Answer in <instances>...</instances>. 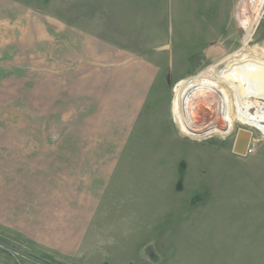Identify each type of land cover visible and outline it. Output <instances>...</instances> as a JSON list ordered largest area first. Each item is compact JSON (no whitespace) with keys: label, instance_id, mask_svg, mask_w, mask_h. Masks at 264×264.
Segmentation results:
<instances>
[{"label":"rangeland","instance_id":"rangeland-1","mask_svg":"<svg viewBox=\"0 0 264 264\" xmlns=\"http://www.w3.org/2000/svg\"><path fill=\"white\" fill-rule=\"evenodd\" d=\"M43 1L45 6L31 5L29 12L13 8L11 15L0 3V19L5 14V29L0 27V137L4 127L20 133L14 134L13 150L18 156L8 163L7 177L8 155L0 141V264H264V123L246 126L235 117L228 132L201 137L184 133L172 120L183 151L176 161L171 191L158 183L155 196L131 197L132 183L119 182L75 252H60L65 247L16 231L18 225L3 203L19 200L25 188L20 185L24 179L20 144L24 148L26 141L21 126H39V134L27 136L29 152L36 149L35 138L38 147H45L46 159L66 161L73 150L69 128L80 123L74 124V111L68 112L65 95L69 90L80 92V83H92L94 78L100 82L104 78L100 69L107 71L101 64L114 59L113 50H131L161 65L173 58L178 68L165 71L158 97L167 103L171 119L181 80L213 65L221 68L223 59L242 48L264 60V11L257 28L240 35L235 14L243 0H219L220 34L212 22L218 16L214 0H140L139 5L126 6L117 0ZM244 2L248 7L249 1ZM171 16L174 29L182 24L191 29L189 37H180V31L179 37L168 35ZM65 26L91 36L84 40L78 33L74 40L78 51L92 48L86 62L78 58L75 75L65 70L68 65L53 59V50L64 42L60 29ZM198 33L205 36H195ZM88 120L90 126L106 122L96 115ZM241 129L252 133L245 155L232 151ZM53 130L57 133L51 134ZM12 182L17 183L14 191ZM141 184L147 190L149 183ZM25 225L20 228L26 232L30 224Z\"/></svg>","mask_w":264,"mask_h":264},{"label":"crops","instance_id":"crops-1","mask_svg":"<svg viewBox=\"0 0 264 264\" xmlns=\"http://www.w3.org/2000/svg\"><path fill=\"white\" fill-rule=\"evenodd\" d=\"M37 1V4L30 5L24 0H0V3L6 4L4 6L11 15L13 8L29 12L31 5H36V8L45 6L43 0ZM117 1L125 6L141 4L140 0ZM214 1L218 16L212 22L219 26L217 31L220 34L222 4L219 0ZM4 16L2 14L0 27L5 29ZM172 21L171 16L170 25L167 24L169 36L179 37V31L180 37L190 36L188 31L191 29L184 24L181 28L176 25L174 29ZM65 27L60 29V37L65 43L61 41L62 46L53 50V59L61 62L60 65H68L65 70H72V75H75L78 58L80 62H86L92 48L88 45L89 48L80 47L78 51L74 40L78 33L84 40L90 35L72 26ZM198 30L205 32V28ZM195 36L204 37L205 34ZM42 53L45 54L44 51ZM168 53L169 49L166 50ZM111 55L114 59L107 60V65L101 64L107 66V71L104 67L100 69L101 74L104 73L100 82L94 78V83L90 80L80 83V92L69 90L65 95L68 112L74 111V124L80 123L77 128H69L73 150L66 161H56L55 157L46 159L45 147H38L40 143L34 137L32 144L36 149L29 152L27 136L29 133L39 134V126L22 125L20 128L21 138L26 135L24 148L21 142L19 153L21 177L24 178L20 185L25 188L19 200L3 203L4 211L18 225L15 228L17 232L54 247H65L60 252L76 251L96 215L102 206L105 207L106 196L117 188L119 182L132 183L131 197H151L158 190V183L171 191L172 177L178 172L176 161L181 157L183 147L177 141L167 103L158 100L162 95L165 71L178 68L173 58L161 65L131 50L115 49ZM90 115H96L98 120L105 118V124L100 122L90 126ZM4 130L0 141L8 155L4 163L7 177V173L11 174L8 163L13 164V157L18 156L13 150L14 134L20 133L14 132L13 127H4ZM50 133L57 132L53 130ZM49 163L53 164L49 166ZM177 182L181 183V180ZM12 183L11 190L17 187V183ZM141 183H149L147 190ZM5 187L8 189L7 184ZM26 223L30 228L25 232L20 226L26 228Z\"/></svg>","mask_w":264,"mask_h":264},{"label":"bare ground","instance_id":"bare-ground-1","mask_svg":"<svg viewBox=\"0 0 264 264\" xmlns=\"http://www.w3.org/2000/svg\"><path fill=\"white\" fill-rule=\"evenodd\" d=\"M245 51L178 82L171 111L184 133H226L234 117L246 126L264 123V60Z\"/></svg>","mask_w":264,"mask_h":264},{"label":"built area","instance_id":"built-area-1","mask_svg":"<svg viewBox=\"0 0 264 264\" xmlns=\"http://www.w3.org/2000/svg\"><path fill=\"white\" fill-rule=\"evenodd\" d=\"M249 1V6H246V3L243 0V4L241 3L238 6V11L236 12V19H237V23L240 29V35L244 34V33H249V31L251 30H255L262 18L263 15V11H264V0H248ZM245 6L248 8L249 10V15L247 14V10L245 8ZM252 6L255 7V10L252 11ZM237 8V6H236ZM173 121L176 123L174 117L172 118Z\"/></svg>","mask_w":264,"mask_h":264},{"label":"water","instance_id":"water-1","mask_svg":"<svg viewBox=\"0 0 264 264\" xmlns=\"http://www.w3.org/2000/svg\"><path fill=\"white\" fill-rule=\"evenodd\" d=\"M252 133L248 130L241 129L236 133L232 151L239 155H245L249 151V144Z\"/></svg>","mask_w":264,"mask_h":264}]
</instances>
